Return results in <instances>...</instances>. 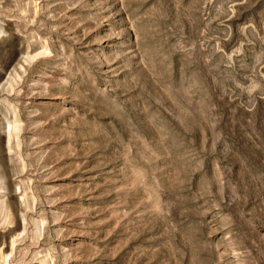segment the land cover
Here are the masks:
<instances>
[{
	"label": "rangeland",
	"instance_id": "374dc122",
	"mask_svg": "<svg viewBox=\"0 0 264 264\" xmlns=\"http://www.w3.org/2000/svg\"><path fill=\"white\" fill-rule=\"evenodd\" d=\"M0 264H264V0H0Z\"/></svg>",
	"mask_w": 264,
	"mask_h": 264
}]
</instances>
